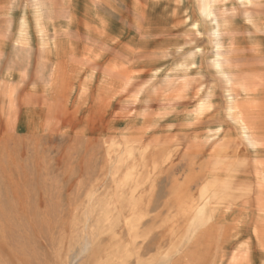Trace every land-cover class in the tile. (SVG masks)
Returning <instances> with one entry per match:
<instances>
[{"label":"rangeland","instance_id":"obj_1","mask_svg":"<svg viewBox=\"0 0 264 264\" xmlns=\"http://www.w3.org/2000/svg\"><path fill=\"white\" fill-rule=\"evenodd\" d=\"M0 264H264V0H0Z\"/></svg>","mask_w":264,"mask_h":264}]
</instances>
